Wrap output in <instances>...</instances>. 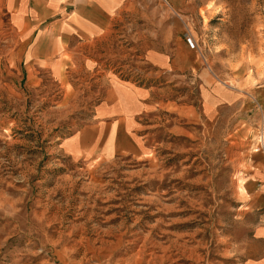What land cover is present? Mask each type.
Here are the masks:
<instances>
[{
	"label": "rangeland",
	"instance_id": "374dc122",
	"mask_svg": "<svg viewBox=\"0 0 264 264\" xmlns=\"http://www.w3.org/2000/svg\"><path fill=\"white\" fill-rule=\"evenodd\" d=\"M141 5L109 57L118 74L142 80L149 68L135 33L160 40L169 10L182 69L165 110L185 131H162L148 154L86 161L58 143L92 101L95 75L28 85L0 0V264H241L247 253L261 209L252 176L264 138V0ZM207 79L236 94L211 118L200 108Z\"/></svg>",
	"mask_w": 264,
	"mask_h": 264
},
{
	"label": "crops",
	"instance_id": "0c3cea01",
	"mask_svg": "<svg viewBox=\"0 0 264 264\" xmlns=\"http://www.w3.org/2000/svg\"><path fill=\"white\" fill-rule=\"evenodd\" d=\"M145 0H2L10 26L15 32L19 73L26 82L51 75L63 81L79 70L95 75L92 101L75 125L60 137L58 148L78 160L110 159L121 154H148L164 130L182 133L180 121L169 122L164 99L170 76L179 70V52L169 46V10L166 33L157 37L147 30L136 31L144 66L149 72L141 80L121 76L109 57L119 26L133 25L135 13ZM161 6L163 24L164 8ZM122 23V24H121ZM134 34L127 32L125 38ZM124 38V39H125ZM126 38V39H127ZM101 54V56H97ZM33 83L28 82V85ZM201 111L207 118L216 115L235 91L209 81L199 89ZM168 100V101H167ZM185 108L191 105L180 103ZM255 173L259 220L253 225L247 253L241 264H264V138L258 139Z\"/></svg>",
	"mask_w": 264,
	"mask_h": 264
}]
</instances>
